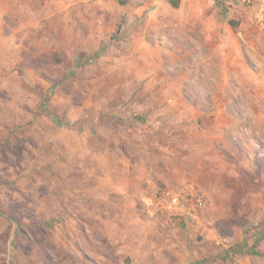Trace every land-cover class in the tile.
I'll list each match as a JSON object with an SVG mask.
<instances>
[{"label": "rangeland", "instance_id": "1", "mask_svg": "<svg viewBox=\"0 0 264 264\" xmlns=\"http://www.w3.org/2000/svg\"><path fill=\"white\" fill-rule=\"evenodd\" d=\"M262 7L0 0V264H264Z\"/></svg>", "mask_w": 264, "mask_h": 264}, {"label": "built area", "instance_id": "2", "mask_svg": "<svg viewBox=\"0 0 264 264\" xmlns=\"http://www.w3.org/2000/svg\"><path fill=\"white\" fill-rule=\"evenodd\" d=\"M251 1H258V0H251ZM261 2H264V0H259ZM257 22L259 24H264V8L262 7V10L260 11V13L257 15ZM174 193L172 191H167L164 192L161 196V199L164 201H167L170 198H173Z\"/></svg>", "mask_w": 264, "mask_h": 264}, {"label": "trees", "instance_id": "3", "mask_svg": "<svg viewBox=\"0 0 264 264\" xmlns=\"http://www.w3.org/2000/svg\"><path fill=\"white\" fill-rule=\"evenodd\" d=\"M120 4H122V5H125L126 4V0H117ZM177 5V4H176ZM237 25V23L236 22H232V25Z\"/></svg>", "mask_w": 264, "mask_h": 264}, {"label": "crops", "instance_id": "4", "mask_svg": "<svg viewBox=\"0 0 264 264\" xmlns=\"http://www.w3.org/2000/svg\"><path fill=\"white\" fill-rule=\"evenodd\" d=\"M134 177V176H133Z\"/></svg>", "mask_w": 264, "mask_h": 264}]
</instances>
